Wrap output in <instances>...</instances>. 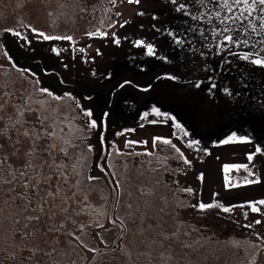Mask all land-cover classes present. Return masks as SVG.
Segmentation results:
<instances>
[{"label":"snow or ice","instance_id":"snow-or-ice-1","mask_svg":"<svg viewBox=\"0 0 264 264\" xmlns=\"http://www.w3.org/2000/svg\"><path fill=\"white\" fill-rule=\"evenodd\" d=\"M44 2L45 0H37L38 4ZM89 2L90 0H83L81 12L89 10ZM128 2L139 5L141 0ZM110 3L114 6L116 0H110ZM164 3L173 19L166 24L161 23L160 27L154 23L152 28L167 38L166 42L174 56L182 58L189 74H198L186 83L196 90H201L203 86V90L213 97L220 94L230 106L245 109L264 121V0H164ZM136 14L143 16L145 13L140 11ZM115 15L119 17L121 13L116 12ZM152 20H159L155 13ZM18 23L20 27L30 30L37 40L75 43L71 34L50 35L31 21L24 23L21 20ZM128 23V20L122 24L116 20H101L99 26L84 31L83 35L87 38L106 39L111 44L120 46L121 38L117 33L105 28L110 30L114 25L123 28ZM3 31L16 37L22 36L14 27H6ZM28 43L31 44V41ZM131 43L141 49L144 55L169 62L168 55L158 54L155 43L139 38ZM50 51L57 56L61 54L55 46ZM79 52L83 53L84 48H79ZM96 53L101 54L99 48ZM4 56L9 67L15 70V76L12 73L0 76V121L3 122V126H0V145L6 138L13 148L20 149L17 154L21 157L20 162L25 171L20 172L19 176L28 178L24 179L22 185L25 191L16 193L14 199L21 201L17 207L21 209L22 218L28 226H31L30 222L33 220L43 224L46 217L44 228L49 233H55V243H63L67 249L65 253L58 255L68 256L75 252L78 260L87 264H184L180 258L173 256L171 246L166 244V241L179 237V229L169 232L162 224L157 223L152 235L146 236L144 227L136 224L134 213L125 211L131 209L132 205L123 201V195H132L125 186V181L132 179L127 175L132 167L140 169L145 164L151 166L155 163L163 167L164 172H168L169 160L175 159L182 162L175 171L186 172L193 166V161L170 138L161 135L151 138L150 148L137 150L136 145L146 146L149 141L126 140L123 148H120L115 141L109 144L104 132H98L101 149L106 144L112 149H104V155H101L90 142V136L93 130H98L101 126L107 129L110 113L102 111L100 116H96L92 107H86L82 103V100L91 101V96L78 97L72 91L58 94L50 87L43 86L30 67L19 66L7 50ZM0 70H3V65H0ZM91 75L96 76V72L92 71ZM111 76L112 73L109 72L108 77ZM156 78L159 80L162 77ZM163 78L176 81L180 79V75L165 72ZM131 84L130 79H124L118 87L124 88ZM136 87L148 92L152 85ZM17 90L20 96H16ZM150 112L157 118H167L153 119L150 123L171 121L173 128L178 129L183 136H189V132L175 115L161 111L155 104L151 106ZM29 114L33 119L27 118ZM148 116V110L140 113L141 119ZM115 135L121 136L122 133L118 131ZM236 142L254 144V151L247 153V163L223 164V187L233 189L264 183V172L256 170L253 163L257 155L264 156V142H257L251 133L238 134V131H230L225 138L213 141L220 145ZM200 143L198 139H189L186 146L198 148ZM202 150L208 152L207 148ZM114 157L123 158L124 162L118 165ZM140 157L149 159L135 164V159ZM128 158L132 160L129 161ZM120 168L125 170L124 174ZM152 170L156 171V168ZM240 170L246 175L234 183L232 173ZM204 176L200 172L197 179L203 181ZM16 181L17 174L13 170L11 180L0 177V190H8ZM156 183L160 184L161 181L157 180ZM165 187L173 189L172 194L177 197V201L180 193L194 195L192 187H181L175 180L171 181V185L165 184ZM33 195L39 197L37 207L40 215H34L36 208L30 207V197ZM160 199L165 206L168 205L166 197L161 196ZM237 207L246 208L243 213L245 218L249 212L259 214L261 218L255 219L254 224L259 225L264 220V198L247 199L241 205H226L218 200H201L190 204L177 202L170 213L165 212V208H161L160 212L164 215L171 214L177 224H182L180 215L186 208L199 212L215 208L229 213ZM143 217L144 214L141 213L140 219ZM160 219L163 220V216ZM244 227L251 228L252 224ZM89 229L100 230L95 232L98 244L93 245L88 239ZM112 234H115V238L109 239ZM254 235L260 239V243L252 246L259 251L264 247V238H260L258 233ZM184 246L188 247L187 244ZM29 251L33 257L43 254L44 264H65L63 260L54 258L53 254L57 253L54 247L45 251L38 243H34ZM88 253L92 254L91 261H88ZM78 260L69 259L66 264H78ZM34 264L41 262L35 260Z\"/></svg>","mask_w":264,"mask_h":264},{"label":"rangeland","instance_id":"rangeland-1","mask_svg":"<svg viewBox=\"0 0 264 264\" xmlns=\"http://www.w3.org/2000/svg\"><path fill=\"white\" fill-rule=\"evenodd\" d=\"M82 2L83 0H45L43 4H38L37 0H0V30L14 27L22 33L21 37L4 31L0 33V45H3L0 47V65H3L0 76L6 73L15 76V70L9 67V62L4 56L7 50L19 66L30 67L43 86L50 87L58 94L72 91L78 97L91 96V101L82 100V103L86 107H92L96 116H100L102 111L110 113L107 118V129L101 126L98 130H93L90 136V142L101 155H104V149L107 151L112 149L108 144L101 149L98 144V132H104L109 144L115 141L120 148H123L126 140L149 141V145L146 146L136 145L137 150H142L143 147L150 148L151 138L154 136L170 138L193 161V166L186 172H176L175 169L180 167L182 162L170 159L168 172H164L163 167L155 163L151 166L145 164L140 169L132 167L127 173L132 179L125 181L126 190L132 195L130 197L127 194L123 195V201L132 207L125 211L134 213L136 224L144 227L146 236L152 235L157 223L162 224L169 232L178 228L179 237L166 241V244L171 246L173 256L180 258L184 264H264V247L257 251L256 247L252 246L260 243V239L254 233L264 238V220L259 225L253 223L255 219L261 218L259 214L249 212L245 218L243 213L246 208L237 207L229 213H223L215 208L208 209L207 217L223 224L217 233L210 235L193 231L191 223L185 222L187 218L184 211L181 212L183 219L180 217L182 224H177L171 214L164 215L160 212L161 208H165V212L170 213V209L177 202L190 204L201 200L204 202L218 200L226 205L229 203L241 205L247 199L264 198V183L233 189L223 187V164L247 163V153L254 151V144L213 143L217 139L225 138L230 131H238V134L251 133L257 142H264V121L245 109L230 106L220 94L213 97L203 90V86L201 90H196L186 83L198 74H189L182 63V58L174 56L173 50L166 42L167 38L152 28L154 23L160 27L161 23L166 24L168 20L173 19L166 11L164 0H141L139 5L131 4L128 0H116L114 6L110 0H90L87 12H81ZM103 3L107 10L111 4L109 12L102 9ZM120 5H123L119 11L121 15L117 17L115 10ZM93 9H98V12H94ZM140 11L145 14L137 15L136 13ZM153 13L159 18L158 21L152 20ZM21 20L24 23L31 21L50 35L73 34L75 43L37 40L30 30L20 27L18 21ZM101 20H116L119 24L125 20L129 21L123 28L118 25H114L110 30L105 28L117 33L121 38L120 46L113 45L106 39L87 38L83 35L84 31L99 26ZM138 38L155 43L158 54L168 55L169 62L165 63L144 55L141 49L131 43ZM29 40L31 44L28 43ZM52 46L60 50L59 56L50 51ZM79 48H84V52L80 53ZM98 48L100 55L96 53ZM65 64L67 67H64ZM92 71L96 72V76L91 75ZM109 72L112 73L110 78ZM165 72L179 74L180 79L176 81L164 79ZM157 76L162 78L158 80ZM124 79H130L132 84L125 85L124 88L118 87ZM61 80L64 82L61 83ZM148 84L152 85L148 92L140 91L136 87L139 85L142 88ZM15 94L21 95L19 90ZM167 96L170 97V104L167 102ZM153 104L161 111L175 115L185 126L189 136L185 137L178 129L173 128L171 121L150 123L149 121L153 119H167L157 118L151 114L150 108ZM145 110L149 111V116L141 119L140 113ZM27 118L33 119V116L29 114ZM203 125L207 126L206 132L200 131V126ZM0 126H3L2 121ZM211 126L217 129L226 126L222 131L225 136L216 138L213 134L217 131ZM118 131L122 133L121 136L115 135ZM189 139L200 140L199 150L186 146ZM203 148H207L208 152L205 153ZM19 151L20 149L13 148L6 138L0 145V177L11 180L13 170L17 174V181L11 188L6 191L0 190V264H34L35 260L44 264L43 254L33 257L29 251L34 243H38L45 251L56 248L54 258L63 260L65 264L69 259L78 260L75 252L68 256L58 255L65 253L67 249L63 243H55V233H49L44 228V224L47 223L46 217L43 224L31 221L30 227L23 220V213L17 207L21 201L14 199L16 193L25 191L22 185L24 179L28 178L19 176L20 172L25 171L24 165L20 162L21 157L17 154ZM147 159L149 158H136L135 164H141ZM116 162L119 165L124 160L119 158ZM253 163L256 170L264 172V156L257 155ZM153 168H156V171H153ZM119 170L122 174L125 173L123 168ZM200 172L205 174L203 181L197 179ZM244 175L246 173L243 170L234 171L233 182H238ZM157 180L161 183L157 184ZM173 180L178 181L181 187H192L194 195L180 193L177 201V197L172 194L173 189L165 187V184L171 185ZM103 183L102 180L101 186ZM214 193L216 195H213ZM161 196L167 198V206L160 199ZM30 199V207L36 208L33 214L40 215L37 207L39 197L33 195ZM191 211L195 212L194 209ZM141 213L144 214L143 219H140ZM161 216L163 220L160 219ZM100 222L104 223L103 220ZM246 224H252V227L245 228ZM97 231L100 230L89 229L88 239L93 245L98 244L95 237ZM185 232L189 234L185 235ZM114 238L115 234L109 237ZM185 244L188 247H185ZM87 257L88 261H91L92 254L88 253ZM78 264L87 262L78 260Z\"/></svg>","mask_w":264,"mask_h":264},{"label":"trees","instance_id":"trees-1","mask_svg":"<svg viewBox=\"0 0 264 264\" xmlns=\"http://www.w3.org/2000/svg\"><path fill=\"white\" fill-rule=\"evenodd\" d=\"M122 6L120 5L119 7H117V9L115 11L119 12L122 9ZM109 7H111V4H109ZM109 7H108V12H109ZM102 9H104V10L106 9V5L104 3L102 6ZM96 11L98 12V9H94V12H96ZM26 30H28V29H26ZM1 32H3V29L0 30V33ZM71 35H73V34H71ZM194 210H195V212H192L191 208H186L185 210H183L184 216L187 218L185 220V222H190L191 228L193 227V229H197L200 234L207 233V234L213 235V234L217 233L219 227H222L221 225H223V224L220 221L214 220L212 218L209 219L207 217V214L209 213L207 210L204 212H199L196 209H194ZM180 217L182 218V214L180 215ZM219 232L221 233V230H219Z\"/></svg>","mask_w":264,"mask_h":264},{"label":"crops","instance_id":"crops-1","mask_svg":"<svg viewBox=\"0 0 264 264\" xmlns=\"http://www.w3.org/2000/svg\"><path fill=\"white\" fill-rule=\"evenodd\" d=\"M169 96H170V95H169ZM167 99H168L167 102L170 104V97L167 96ZM216 126H217V125H216ZM206 127H207L206 125L200 126V131H201V132H206ZM211 127L213 128V127H215V126H211ZM225 127H226V126H225ZM225 127H222V128H219V129H217L216 127L213 128L215 131H217V132L214 133L213 135H215L216 138H218V137L221 138V137L225 136V133L222 132V131H224V128H225Z\"/></svg>","mask_w":264,"mask_h":264}]
</instances>
